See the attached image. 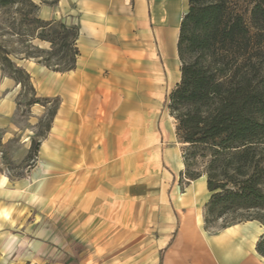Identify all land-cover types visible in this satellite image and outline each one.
I'll use <instances>...</instances> for the list:
<instances>
[{"label": "rangeland", "instance_id": "1", "mask_svg": "<svg viewBox=\"0 0 264 264\" xmlns=\"http://www.w3.org/2000/svg\"><path fill=\"white\" fill-rule=\"evenodd\" d=\"M30 1L35 10L21 0L0 8V58L8 54L27 71L39 101L29 106L31 94L0 70V264H91L93 258L107 264V244L119 225L110 198L120 199L127 189L133 203L151 201L183 179L176 156L168 164L165 150H184L192 175L206 177L210 157L175 136L165 88H149L146 105L133 103L126 118L115 106L110 126L99 121L100 106H75L64 98L60 73L25 58L35 47H51L35 38L29 23L37 16L73 25L67 10L59 8L60 0ZM253 6L254 0L232 2L249 28ZM158 79L166 81L160 69ZM137 93L131 89L133 101ZM34 142L40 143L38 156L29 159ZM105 143L114 152L102 154ZM120 146L126 153L119 152ZM232 219L212 226L219 229Z\"/></svg>", "mask_w": 264, "mask_h": 264}, {"label": "crops", "instance_id": "2", "mask_svg": "<svg viewBox=\"0 0 264 264\" xmlns=\"http://www.w3.org/2000/svg\"><path fill=\"white\" fill-rule=\"evenodd\" d=\"M59 8L67 10L79 29L76 69L60 73L59 82L60 94L71 104L100 106L98 119L110 126L115 106H121L126 118L133 103L146 105L149 88H165L170 95L180 82L178 41L188 0H60ZM159 69L165 83L158 79ZM154 74L155 80L147 79ZM132 88L139 91L134 101ZM123 123L125 131L126 120ZM110 146L105 143L101 153L114 152ZM118 149L126 153L124 146ZM175 156L182 175V151L164 152L170 165ZM126 190L120 199L110 198L109 209L117 213L119 225L111 231L107 264H264L256 249L264 235L259 221L205 227L211 197L205 176L190 182L181 178L151 201L133 203ZM90 263L96 264V259Z\"/></svg>", "mask_w": 264, "mask_h": 264}, {"label": "trees", "instance_id": "3", "mask_svg": "<svg viewBox=\"0 0 264 264\" xmlns=\"http://www.w3.org/2000/svg\"><path fill=\"white\" fill-rule=\"evenodd\" d=\"M14 1L0 0V8ZM21 1L35 10L30 0ZM233 1L188 0L178 41L181 80L168 98L177 138L210 157L205 173L211 193L207 229L231 216L232 222L220 228L253 220L264 226V0H254L251 28ZM29 24L35 38L51 47H35L25 58L57 73L74 71L80 56L78 27L37 16ZM0 70L31 94L29 106L39 103L30 75L8 54L0 58ZM39 148L34 142L29 159L38 156ZM181 151L183 178L190 182L204 176L189 173ZM239 212L245 215L237 217ZM256 249L264 257V235Z\"/></svg>", "mask_w": 264, "mask_h": 264}]
</instances>
